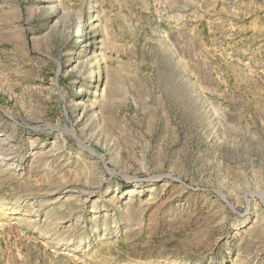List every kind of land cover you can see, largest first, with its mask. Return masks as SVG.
<instances>
[{"label": "rangeland", "instance_id": "obj_1", "mask_svg": "<svg viewBox=\"0 0 264 264\" xmlns=\"http://www.w3.org/2000/svg\"><path fill=\"white\" fill-rule=\"evenodd\" d=\"M169 15L0 0V264H264V46Z\"/></svg>", "mask_w": 264, "mask_h": 264}, {"label": "crops", "instance_id": "obj_2", "mask_svg": "<svg viewBox=\"0 0 264 264\" xmlns=\"http://www.w3.org/2000/svg\"><path fill=\"white\" fill-rule=\"evenodd\" d=\"M165 5L171 20L191 25L189 35L214 39L213 51H219V38L227 31L252 47L264 46V0H165Z\"/></svg>", "mask_w": 264, "mask_h": 264}, {"label": "bare ground", "instance_id": "obj_3", "mask_svg": "<svg viewBox=\"0 0 264 264\" xmlns=\"http://www.w3.org/2000/svg\"><path fill=\"white\" fill-rule=\"evenodd\" d=\"M12 208H13V207H12ZM81 243H82V241H81V242H79L78 246H79ZM72 249H76V247H73Z\"/></svg>", "mask_w": 264, "mask_h": 264}]
</instances>
